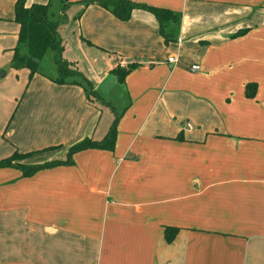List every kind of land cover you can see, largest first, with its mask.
<instances>
[{
	"label": "crops",
	"instance_id": "crops-1",
	"mask_svg": "<svg viewBox=\"0 0 264 264\" xmlns=\"http://www.w3.org/2000/svg\"><path fill=\"white\" fill-rule=\"evenodd\" d=\"M84 1L57 32L89 88L52 81L43 57L11 68L18 24L0 0V159L63 160L115 130L66 163L0 166V264H264V0H132L177 15L170 41L147 11Z\"/></svg>",
	"mask_w": 264,
	"mask_h": 264
},
{
	"label": "trees",
	"instance_id": "trees-1",
	"mask_svg": "<svg viewBox=\"0 0 264 264\" xmlns=\"http://www.w3.org/2000/svg\"><path fill=\"white\" fill-rule=\"evenodd\" d=\"M50 1L44 3L25 4V0H14L13 20L18 24L16 34V44L12 50L10 67L13 69L26 68L29 75L38 70V63L45 51L53 52V64L55 75L51 78L57 83L73 82L89 88V81L80 73L69 66V62L61 57L62 40L57 32L58 24L65 18L64 10L69 4V0L61 1V12L56 19L51 18L49 11ZM85 4L95 3L108 9L117 19L126 20L134 9H141L153 15L158 24V32L164 41L174 40V27L178 17L168 8L148 5L132 0H85ZM136 64L129 63L125 67L115 66L111 71L118 81H122L125 74ZM77 77L76 79L73 78ZM251 84H246L249 86ZM87 95L97 97L92 89L86 90ZM115 122V121H114ZM114 123L111 124L104 137L99 141L88 138L81 139L66 149V156L63 160H49L42 164H24L20 161L26 158L29 152H19L16 149L6 158L0 159V166H15L19 168L22 175L31 173L37 167L49 166L70 161L72 153L88 147H109L114 139ZM175 228H165L164 237L171 240Z\"/></svg>",
	"mask_w": 264,
	"mask_h": 264
},
{
	"label": "rangeland",
	"instance_id": "rangeland-1",
	"mask_svg": "<svg viewBox=\"0 0 264 264\" xmlns=\"http://www.w3.org/2000/svg\"><path fill=\"white\" fill-rule=\"evenodd\" d=\"M50 3L51 4H50V7H49V11L52 13L51 14V18L56 19L59 16L60 12H61V7H62L61 1L60 0H51ZM52 55H53V52L51 50H47L46 51V53L43 56L42 63L39 66V69H41L43 71H48L49 70V65H50L49 62L53 61ZM53 69H55L54 64H53ZM73 78L76 79L77 77L73 76Z\"/></svg>",
	"mask_w": 264,
	"mask_h": 264
},
{
	"label": "built area",
	"instance_id": "built-area-1",
	"mask_svg": "<svg viewBox=\"0 0 264 264\" xmlns=\"http://www.w3.org/2000/svg\"><path fill=\"white\" fill-rule=\"evenodd\" d=\"M173 60H174L173 57H168L167 58V61H169V62H171ZM188 67H189L190 70H197V69H199V65L198 64H190ZM185 125H188V123L186 122Z\"/></svg>",
	"mask_w": 264,
	"mask_h": 264
},
{
	"label": "water",
	"instance_id": "water-1",
	"mask_svg": "<svg viewBox=\"0 0 264 264\" xmlns=\"http://www.w3.org/2000/svg\"><path fill=\"white\" fill-rule=\"evenodd\" d=\"M2 75V72H0V76Z\"/></svg>",
	"mask_w": 264,
	"mask_h": 264
}]
</instances>
